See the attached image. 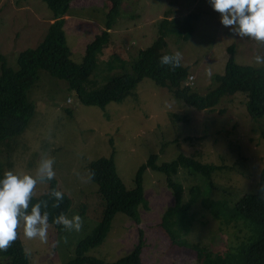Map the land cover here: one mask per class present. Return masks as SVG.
Wrapping results in <instances>:
<instances>
[{
  "label": "rangeland",
  "instance_id": "374dc122",
  "mask_svg": "<svg viewBox=\"0 0 264 264\" xmlns=\"http://www.w3.org/2000/svg\"><path fill=\"white\" fill-rule=\"evenodd\" d=\"M108 8L105 0L70 3L62 30L74 64L82 62L88 45L105 29ZM189 13L198 16L189 40L182 43L168 37L165 50L180 53L179 64L192 77L191 92L199 96L207 93L213 77L223 74L230 46L236 65L261 66L253 58L258 53L264 55V45L221 26L219 14L207 0H120L108 40L94 54L89 78L104 82L130 73L137 53L159 38V22L165 17L181 20ZM53 20L42 0H0V55L8 67L15 69L17 55L41 43ZM27 97L34 107L33 117L21 135L6 140L15 147L9 154L5 150L0 154L2 170L34 175L41 157H50L52 179L70 202L64 215L81 217L79 231L49 224L43 242L25 238L21 223L17 234L28 264L68 263L74 259L75 245L100 220L102 202L87 171L91 161L112 153L116 173L128 189L133 187L137 169L153 154L158 164L183 154L201 164L220 166L210 185L202 178L194 180L204 192L203 198L228 207L242 195L254 192L264 166V117L254 120L247 116V100L241 92L222 97L211 109L198 111L175 99L167 88L144 78L130 96L99 109L80 104L66 81L39 71ZM171 178L181 184L186 201L194 181L182 168ZM48 187L46 182L37 181L31 198L47 193ZM142 190L144 204L136 208L138 224L115 214L102 242L88 249L85 257L114 264L134 249L140 232L143 245L137 260L141 264H207L211 254H232L248 235L241 224H219L196 202L184 218L190 220L189 226H175L174 231L201 251L172 245L159 225L163 213L174 205L164 186V175L145 170ZM0 264H4L3 259Z\"/></svg>",
  "mask_w": 264,
  "mask_h": 264
},
{
  "label": "trees",
  "instance_id": "16d2710c",
  "mask_svg": "<svg viewBox=\"0 0 264 264\" xmlns=\"http://www.w3.org/2000/svg\"><path fill=\"white\" fill-rule=\"evenodd\" d=\"M42 1L47 5L54 20L41 43L35 49L20 52L16 58L15 69L8 67L4 57L0 55V154L4 150L5 154L13 151L15 146L7 144L10 141L6 140L21 135L33 117L34 107L27 96L30 88L38 80L39 71H45L53 78L66 81L68 89L74 91L79 103L84 106L104 109L111 102L119 103L131 95L142 79L147 78L155 86L167 88L182 104L198 111L211 109L222 97L241 92L245 94L247 100L245 104L247 116L254 120L264 117V65L259 68L236 65L232 58V46L227 48L229 56L224 64L223 74L213 77L212 87L204 96L191 92L189 88L191 83L185 85L184 82L189 75L187 68L180 64L175 67L159 64V57L169 54L165 50L167 46L165 39L175 37L182 43L187 42L198 20L196 14L189 13L181 20L167 17L162 19L159 22V38L150 47L137 53L136 61L131 63L130 73L118 74L104 82H96L89 78L94 67V54L108 40L109 30L118 14L120 0H105L109 4L105 29L88 45L80 64L70 61L62 30L63 17L73 0ZM156 160L155 154L150 155L137 169L133 176V187L130 189L124 186L117 175L112 153L110 157H101L89 163L87 167L89 179L97 186V193L102 202L101 218L90 234L75 245L74 259L66 264H108L85 257L84 254L102 242L115 214L121 213L138 224L136 208L144 204L142 174L145 170L164 175V186L172 196L174 205L163 213L159 224L172 245L201 251L197 245L186 243L182 236L174 231L175 226L183 228L189 226L190 220L186 221L184 218L190 207L199 202L219 224L225 227L241 224L248 232L232 254H211L207 264H264V166L261 168L254 192L242 195L232 207H228L222 202L203 198L204 192L194 180L202 178L210 185L211 176L221 169L220 166L201 164L183 154H178L161 164L156 163ZM0 161L2 174L1 155ZM178 168L184 169L186 175L194 181L188 189L186 201H183L181 184L171 178ZM45 182L49 186L48 192L38 198H30L29 207L33 203L41 202V211L48 213V223L58 228L59 224L53 223V219L60 214L64 215L70 202L57 188L54 179ZM52 190L62 193L59 201L51 197ZM142 245V234L139 232V240L134 249L114 264L128 262L141 264L137 257ZM0 259H3L4 264H28L18 234L8 248L0 251Z\"/></svg>",
  "mask_w": 264,
  "mask_h": 264
},
{
  "label": "clouds",
  "instance_id": "9594fccd",
  "mask_svg": "<svg viewBox=\"0 0 264 264\" xmlns=\"http://www.w3.org/2000/svg\"><path fill=\"white\" fill-rule=\"evenodd\" d=\"M207 3L219 14L218 23L221 26L236 36L264 45V0H207ZM253 59L255 64L264 65V55L258 53ZM180 60L181 55L177 51L160 56L158 62L160 65L175 67ZM189 77L191 75H188L185 85L191 83ZM53 176V160L50 157H41L34 175H21L12 171L0 174V251L8 248L10 242L16 239V229L21 223L25 238H38L41 242L47 239L48 213L41 211V202L29 207V200L37 181H50ZM50 195L57 201L62 197V193L56 190H52ZM53 223L68 230L79 231L81 217L73 214L68 218L60 214L53 219Z\"/></svg>",
  "mask_w": 264,
  "mask_h": 264
},
{
  "label": "built area",
  "instance_id": "2783aa9c",
  "mask_svg": "<svg viewBox=\"0 0 264 264\" xmlns=\"http://www.w3.org/2000/svg\"><path fill=\"white\" fill-rule=\"evenodd\" d=\"M189 81H191L192 80V78L191 77H189V79H188Z\"/></svg>",
  "mask_w": 264,
  "mask_h": 264
}]
</instances>
